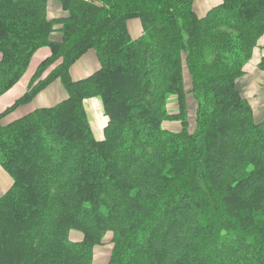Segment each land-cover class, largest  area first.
<instances>
[{"label":"trees","instance_id":"16d2710c","mask_svg":"<svg viewBox=\"0 0 264 264\" xmlns=\"http://www.w3.org/2000/svg\"><path fill=\"white\" fill-rule=\"evenodd\" d=\"M195 2L0 0V98L51 51L0 114V264H95L106 244V264H264V119L244 83L264 0ZM92 50L100 68L73 80ZM57 81L66 99L11 119Z\"/></svg>","mask_w":264,"mask_h":264},{"label":"crops","instance_id":"0c3cea01","mask_svg":"<svg viewBox=\"0 0 264 264\" xmlns=\"http://www.w3.org/2000/svg\"><path fill=\"white\" fill-rule=\"evenodd\" d=\"M220 1L221 0H196L195 8L197 12H199L200 14H204L209 9L219 4ZM128 28L133 39H137L142 35L143 28H142V23L139 19L131 20L128 23ZM43 49L44 48L40 49L39 51ZM48 50L49 51L47 54L44 53L45 55L43 60H41L39 63L33 64L31 70H29L28 73L24 76V78L15 86V89L12 92H17L18 90H20V96L10 95L11 94L10 93L7 94L4 98L2 97V99L0 100V114L6 111L11 106H13L20 98H22L27 93L31 79L35 75L39 65L51 55V51L49 48ZM257 52L254 53V54L257 53V55L253 58L254 61L252 60L253 64H250L251 66L248 70V76H247V80L245 81V85L247 88L246 91L250 93L251 95L250 97H252V103L255 109L257 119L263 120L264 119V70L259 69V64L264 59V37L261 41V47ZM99 68H100V63L97 54L95 51L92 50L89 51V53H87L79 62H77L71 68V77L73 78V80L79 81L90 76L91 74L96 72ZM57 90L59 91L57 92V94H55ZM66 97H67L66 89L64 88V86L60 81H57L55 82V84L53 83L49 88L43 91L35 99L33 104L20 108L16 113L18 115L17 117L23 116L39 108L54 106L62 102L64 99H66ZM99 104L101 106V110L104 116L103 108L99 101L92 100L89 102V105L87 103L86 107L88 112L91 114L92 120L90 121L93 127L94 134L97 139L102 140L104 137V128L108 123V119H106L105 117H104L105 119H103L102 114H100L99 116L94 114L98 110ZM94 115H95V119L97 117L96 121L94 120ZM11 119L14 118L11 117ZM104 120L105 121L107 120L106 123ZM0 170L2 171V169ZM75 239L80 240L81 237L77 236ZM107 253H109V251H106V254ZM99 256L101 257L100 259H98L97 262H99V264H104V261L102 260L104 259L103 252L98 251L96 258H98Z\"/></svg>","mask_w":264,"mask_h":264},{"label":"rangeland","instance_id":"374dc122","mask_svg":"<svg viewBox=\"0 0 264 264\" xmlns=\"http://www.w3.org/2000/svg\"><path fill=\"white\" fill-rule=\"evenodd\" d=\"M137 30V29H136ZM259 49H257L255 52H257ZM48 48H44L43 50H41V51H39L36 55H35V57L33 58V60H32V62H31V64H30V66H29V68H28V70H27V72H26V74L28 73V71L29 70H31V67H33L32 65L33 64H36V63H39L41 60H43V58H44V53H48ZM89 53V52H88ZM258 53V52H257ZM257 53L256 54H254V57L257 55ZM86 55V54H85ZM84 55V56H85ZM83 56V57H84ZM82 57V58H83ZM253 57V58H254ZM81 58V59H82ZM80 59V60H81ZM79 60V61H80ZM79 61H77V62H79ZM253 61H254V59H253ZM253 61H251L250 63H249V65L247 66V72H248V70H249V68H250V64H253ZM25 74V75H26ZM24 75V76H25ZM24 78V77H23ZM22 78V79H23ZM190 77H188L187 76V79H186V84H187V88H189L190 87V79H189ZM247 80V78L244 80V83H245V81ZM55 84V83H54ZM14 89H15V87L14 88H12L9 92H7L5 95H3L2 97L4 98L7 94H10V95H18V96H20V90H18L17 92H12V91H14ZM59 90H57L56 91V93L55 94H57V92H58ZM2 97L0 98V100L2 99ZM38 97V96H37ZM36 97V98H37ZM35 98V99H36ZM55 98V97H54ZM35 99L32 101V102H30L29 104H27V105H31V104H33L34 103V101H35ZM52 100H53V97H52ZM92 100H97V101H99L98 99H92ZM92 100H90V101H92ZM89 101V102H90ZM89 102H88V105H89ZM100 102V101H99ZM27 105H25V106H27ZM189 105H190V112H191V119H192V123L194 122V111H195V108H196V103H195V101L193 100V98L191 97L190 98V100H189ZM25 106H23V107H25ZM99 108H98V110L96 111V113H94V114H96V115H100V114H102V118L103 119H105L106 118V116L104 115L103 116V113H102V110H101V106H100V104H99V106H98ZM22 108V107H21ZM17 112H15L14 114H12V118H16L18 115L16 114ZM88 115H89V118H90V120H92L91 119V114L88 112ZM105 117V118H104ZM96 119H97V117H96ZM96 119H95V115H94V120L96 121ZM106 119H108V118H106ZM105 121V120H104ZM107 121V120H106ZM106 121H105V123H106ZM0 169H2L1 167H0ZM11 183H12V179H11V177L2 169V171L0 170V195L3 193V192H5L8 188H9V186L11 185ZM81 237L82 235L80 234V232H73L72 233V238H73V240H76L75 238L76 237ZM110 244H106L105 246H102V247H100V248H98L97 250H96V255H97V253H98V251H101V252H103V257L105 258V259H102L103 261H104V264H106L107 263V260H108V254L110 253H107L106 254V251H108V250H110L109 248H110V246H109ZM100 257L101 256H99L98 258H96V261H98V259H100ZM95 261V264H99V262H96Z\"/></svg>","mask_w":264,"mask_h":264}]
</instances>
